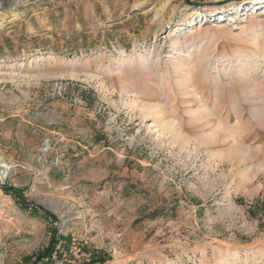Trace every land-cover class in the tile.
Wrapping results in <instances>:
<instances>
[{
	"label": "rangeland",
	"instance_id": "374dc122",
	"mask_svg": "<svg viewBox=\"0 0 264 264\" xmlns=\"http://www.w3.org/2000/svg\"><path fill=\"white\" fill-rule=\"evenodd\" d=\"M0 162V264H264V0H0Z\"/></svg>",
	"mask_w": 264,
	"mask_h": 264
},
{
	"label": "trees",
	"instance_id": "16d2710c",
	"mask_svg": "<svg viewBox=\"0 0 264 264\" xmlns=\"http://www.w3.org/2000/svg\"><path fill=\"white\" fill-rule=\"evenodd\" d=\"M0 188L2 190H4V192L6 194H10L12 196H14L16 198V200H18L19 202L23 201V194L21 190L18 189H14L12 187L9 186H1ZM22 207L24 209H28L30 210L33 214H41V215H46V216H51L50 214H48L47 212H44L42 209H40V207L37 206H32L29 204H22ZM54 240L52 246L43 253L44 258H49L50 260L52 259V256L54 253H57V255L62 258V253H60V251L56 252V247L59 245L60 242L64 241L65 242V247H63L64 249H68L71 244H72V240L71 239H66V238H60L58 241ZM105 260H102V258H100L99 256H92V258L88 261V262H84L83 264H95V263H100V262H104ZM66 264V263H63Z\"/></svg>",
	"mask_w": 264,
	"mask_h": 264
},
{
	"label": "bare ground",
	"instance_id": "6f19581e",
	"mask_svg": "<svg viewBox=\"0 0 264 264\" xmlns=\"http://www.w3.org/2000/svg\"><path fill=\"white\" fill-rule=\"evenodd\" d=\"M10 172H11V168L0 162V179L2 181H4L8 177Z\"/></svg>",
	"mask_w": 264,
	"mask_h": 264
},
{
	"label": "built area",
	"instance_id": "2783aa9c",
	"mask_svg": "<svg viewBox=\"0 0 264 264\" xmlns=\"http://www.w3.org/2000/svg\"><path fill=\"white\" fill-rule=\"evenodd\" d=\"M64 262H56V264H63Z\"/></svg>",
	"mask_w": 264,
	"mask_h": 264
}]
</instances>
